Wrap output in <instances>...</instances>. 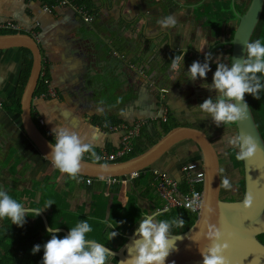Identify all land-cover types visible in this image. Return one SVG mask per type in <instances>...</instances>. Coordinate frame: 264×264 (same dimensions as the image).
I'll return each mask as SVG.
<instances>
[{"label": "crops", "instance_id": "crops-1", "mask_svg": "<svg viewBox=\"0 0 264 264\" xmlns=\"http://www.w3.org/2000/svg\"><path fill=\"white\" fill-rule=\"evenodd\" d=\"M54 1L49 5L42 0H0V20L18 24L20 33H34L41 51L42 69L46 70L55 96L32 101L31 114L37 122L39 118L43 120L41 128L52 141L51 130L56 125L71 127L81 136H90L93 129H98L95 150L113 152L120 144L122 131H110L108 121L131 125L142 119L144 124L133 147L143 151L161 137L160 122L165 115L179 125L202 130L216 150L226 137L236 134L235 125L216 127L210 117L203 120V113L194 107L216 95L207 89L215 63L229 64V46L224 40L231 22L216 34V28L204 15L212 0H82L93 15L91 22L83 21L67 7L54 6L45 11L44 5L52 7ZM168 15L176 17L177 26L163 29L157 21ZM206 53L212 54V71L206 81H190L188 67L196 60L203 63ZM176 55L184 56V65L182 62L173 72L170 62ZM22 69L20 48L0 51L3 189L23 194L21 200L27 207L43 209L48 201L53 202L43 210L46 219L58 214V221L64 217L68 226L75 216L91 213L107 220L113 205L117 203L122 208L127 203L133 179L125 185L99 188L97 184H87L85 177L80 176L77 182L55 169L28 140L20 122L14 93ZM98 107L104 110L98 112ZM185 143L183 147L188 145L189 149L186 153L193 155L190 160L176 149V153L167 152L153 166L182 181L181 167L200 161L195 158V151L199 154L197 146L188 140ZM221 148L230 162L232 147ZM217 153L219 156L218 150ZM143 191L138 189L135 195L140 210L144 214L157 210L154 201L141 194ZM106 228L110 229L107 224Z\"/></svg>", "mask_w": 264, "mask_h": 264}, {"label": "clouds", "instance_id": "clouds-1", "mask_svg": "<svg viewBox=\"0 0 264 264\" xmlns=\"http://www.w3.org/2000/svg\"><path fill=\"white\" fill-rule=\"evenodd\" d=\"M157 23L161 28L167 29L175 28L178 21L175 16L168 15L158 20ZM243 47L244 56L242 58L232 57L231 65L224 62L215 63L216 68L211 84H204H208L207 89L214 91L216 95L194 106L203 113V120L210 117L216 127L238 126L241 121L248 119L250 107L245 99L246 94L259 100L261 92L264 91V43L260 39L249 40L243 43ZM211 56V53H206L203 63L199 60L191 63L186 72L190 81L196 82L198 78L206 81L207 74L212 71ZM182 62L184 65V56L176 55L171 59V70L178 71ZM119 103L121 100L118 99L117 104ZM103 110L102 107L97 108L98 112ZM51 134L54 143L49 144L51 151L46 157L60 173L79 182V177L84 172L85 154H89L92 162L101 171L99 180H110L104 175L110 168L109 164L101 162L102 157L95 151L98 146V129H93L90 136H81L71 127L56 125L52 128ZM226 142L236 150L235 158L238 161L251 160L260 150L256 139L243 133L226 137ZM221 186L225 190H231L233 187L228 177L222 179ZM193 195L195 197L196 194ZM52 204L54 203L48 201L43 209L27 207L12 198L5 189L0 188V219L9 218L12 224L18 227L24 226L26 217L30 216V213L32 217H36ZM242 206L244 209L253 206V196L250 192L245 193ZM186 207L192 211L196 210L193 203L187 204ZM206 210L209 214L214 212L211 207ZM163 214V211L157 209L143 215L138 222V228L135 229V239L127 245L128 255L120 261V264H166L179 238L173 235V229L183 228L185 220L181 215L171 219L157 218ZM109 216L111 217L110 212ZM104 223L110 229L117 227L108 220ZM205 228L203 236L209 244L207 248L199 249L203 264H229L225 255L229 244L220 243L222 232L215 224L207 221H205ZM46 231L51 238L43 245V257L40 264H109L110 258L116 255L105 244L88 238L86 234L91 233L93 229L87 219H81L74 227L69 228L67 235L62 238L56 234L59 232L58 227L51 226ZM118 234L111 230L109 241ZM40 250L41 245L36 244L32 253L35 254Z\"/></svg>", "mask_w": 264, "mask_h": 264}, {"label": "water", "instance_id": "water-1", "mask_svg": "<svg viewBox=\"0 0 264 264\" xmlns=\"http://www.w3.org/2000/svg\"><path fill=\"white\" fill-rule=\"evenodd\" d=\"M263 5L264 0H250L245 11L239 14L231 2L237 24L229 41V65H231L232 57L244 56L243 43L250 40L261 16ZM10 48H25L31 53L29 74L19 100L20 122L28 140L51 163L46 157L51 151L49 148L51 141L40 131L31 114L32 96L42 69L41 51L36 39L27 33L0 34V51ZM235 129L236 134L253 136L260 148L254 158L241 161L243 194L238 200L221 198L220 162L217 150L207 135L194 127L177 125L133 157L122 161L106 162L110 166L108 172L104 173L106 177H122L149 169L180 142L188 140L197 146L203 171L200 207L193 224L182 233L173 234L179 238L166 264H203L199 249L207 248L209 244L203 236V232L206 231L205 221L215 224L220 229L223 234L220 243L229 244V249L225 253L229 264H264V244L257 239L258 235L264 234V142L250 111L248 119L241 121L238 126L235 125ZM83 167L82 177L98 178L101 175L99 167L91 160L84 159ZM0 188H3L1 182ZM247 192L253 196V206L244 209L242 201ZM208 207L214 210L212 214L207 212ZM38 216L46 231L49 225L45 213L42 211ZM136 228L138 226L124 236L125 241L118 249H111L116 254L115 264H120V261L127 257V245L135 239ZM58 233L67 235L68 232L59 228Z\"/></svg>", "mask_w": 264, "mask_h": 264}, {"label": "trees", "instance_id": "trees-1", "mask_svg": "<svg viewBox=\"0 0 264 264\" xmlns=\"http://www.w3.org/2000/svg\"><path fill=\"white\" fill-rule=\"evenodd\" d=\"M42 1L47 2L49 5L53 3V0H42ZM235 9L237 12V8ZM232 10L233 9H230V15L232 17H235L233 13L234 10L233 12ZM212 26H215L216 34H219L221 26H219L218 24H214ZM7 33H14V32L0 30V34H7ZM256 39H260L261 42L264 43V5H263V10L261 12V16L250 37V40L252 41ZM20 50L22 51L23 69L19 73L15 88V93H14V103L16 104L18 110H20V105H19L20 95L23 86L26 82V79L28 77L31 66L30 51L25 48H20ZM228 53H230L229 49H228ZM42 71L44 72L46 78H48L46 74V70L43 68ZM45 87L46 86L43 83V78L42 80H38L37 87L35 90V95L44 92ZM260 96L261 98L259 100L254 99L252 96L247 94L245 98L249 104L250 112L252 114L254 123L264 142V91L261 92ZM32 118L36 123V125L39 127L40 131L46 136L42 128L38 125V122L35 120V118L33 116ZM113 124H118V122L108 121L107 125H113ZM177 125L179 124L171 120L170 117H167L163 122L161 121L160 122L161 136L165 134L168 130H170L171 128ZM46 137L51 142L54 143V141H52L51 138H49L48 136ZM95 151L97 152V150ZM231 151L235 152L234 149ZM140 152H142V150H139L137 147L134 146L133 150L129 152V154L119 159L118 161L126 160ZM232 155L233 157H229L230 161H232L231 162L232 167L235 169H239L240 173L242 174V169H241L242 162L236 160L235 154ZM198 162L200 163V161ZM152 183L153 181H152L151 169H146L138 172V175L132 180V188H130L131 190L130 189L128 190L129 198L125 206L121 208L120 205L116 203L111 207L110 213L112 218L109 216L107 220L112 225L117 226L114 221V219H116L118 225L120 223L121 226H117L112 229L106 228V224L104 223L105 221L104 216L99 215L97 213L96 214L91 213L88 216H84V215L75 216V219L71 220L70 226L66 225V222L64 221V217L61 218L60 221H58L60 219V215L53 213L51 218L49 217L50 215L47 216L48 225L49 227L53 226V227L63 228L68 232L69 228L74 227L81 219H87L90 226L93 229L91 233L86 234L88 238L95 239L97 242L105 244L106 247L110 249H118L125 241L124 236L130 234L132 230L136 226H138V222L141 219V217L145 215L143 210H140L139 206L137 205L135 198L137 196L136 195L137 190L143 188L144 191L141 194H143L146 198L153 200L154 208L159 209L164 213L162 216L157 217L158 219H171L178 217L179 215L182 216V218L185 220L184 227L174 228L173 234L182 233L193 224L196 214L190 213L189 211L182 208H169L167 210H163L161 200L158 197L157 193L155 192L153 186H151ZM90 184H97L99 188H103L105 185L103 182L96 180L95 181L93 180ZM181 186L183 185L181 184ZM237 186L239 187V191L241 192V197H242L243 194L242 179L239 183H237ZM7 192L9 193L10 196H12V198L22 203L21 197L23 196V194H20V192H17L14 189H10ZM229 199L231 201L233 200L232 197H230ZM103 203L104 202H102V205L104 206ZM116 209H118L119 212ZM29 215L30 216L26 217V223L24 224L23 227H18L17 225L12 224L9 218L0 219V264H40L43 257V245L51 238V236L50 234L47 233V231H45L42 220L39 216L32 217L31 213ZM111 230L112 231L114 230L119 234L111 241H109ZM56 234L61 238L65 236L62 233H56ZM257 239L262 244H264V234L258 235ZM36 244L41 245V250L40 252L33 254L32 249ZM116 260L117 259L115 257L110 258L109 264H115Z\"/></svg>", "mask_w": 264, "mask_h": 264}, {"label": "built area", "instance_id": "built-area-1", "mask_svg": "<svg viewBox=\"0 0 264 264\" xmlns=\"http://www.w3.org/2000/svg\"><path fill=\"white\" fill-rule=\"evenodd\" d=\"M51 6L52 7L44 5V10L50 11L54 6L67 7L70 8L83 21L91 22L93 20V15L82 3V0H55L54 5ZM0 30L19 33L21 31V27L13 22L0 20ZM32 37L35 38L34 33H32ZM42 70L43 69H41L40 71L39 80H42L43 78V83L46 87L44 92H41L38 95H35L34 93V95L32 96V101H35L38 98H44L48 95L50 97L55 96L54 88L51 86L49 78H46ZM161 98H163V96H161ZM165 119L166 115L163 117V120ZM43 124V120L39 118L38 125L42 127ZM143 124L144 120L140 119L133 122L131 125H106L110 131L121 130L122 136L120 144L115 151L107 152L101 149L97 152L102 157L101 162H115L129 154V152L133 150V141L136 137L139 136ZM84 159L91 160L90 155L85 154ZM149 169H151L153 187L161 200L163 210H167L169 208H182L189 211L190 213H197L201 203V189L203 181L201 162L199 163L193 161L184 164L180 170L182 174V181L171 175L165 169L155 166H151ZM137 175L138 173H132L122 177H108L110 178V180L106 179L102 182H104L106 186H111L114 184L125 185L127 184V182L134 179ZM93 180H99V178H85V182L87 184H90ZM181 184L183 186H181ZM193 194H196L195 197ZM189 203H193V207H195L196 209L195 211H192V209L186 207V205Z\"/></svg>", "mask_w": 264, "mask_h": 264}, {"label": "rangeland", "instance_id": "rangeland-1", "mask_svg": "<svg viewBox=\"0 0 264 264\" xmlns=\"http://www.w3.org/2000/svg\"><path fill=\"white\" fill-rule=\"evenodd\" d=\"M208 6H209V8H206V11L204 12V15H205V17L206 16L209 17L210 22H211L210 25L218 24L219 26H223L225 24L227 26V24L229 22H233V25L236 24V22H237L236 17H232L230 15V9H232L231 2L230 3L229 2L224 3L223 1H221V2H218V1H216V2L213 1L212 2L211 1ZM232 12H233V10H232ZM195 13H197V7H195ZM233 31H234V29L231 30V36L233 34ZM235 135L236 134L233 133V136H235ZM185 144H186L185 141L180 142L179 144H177L174 147H172L168 151V153L171 155L173 152L176 153V149H178L179 151H183L184 152V154H183V158L184 159L190 160L191 157H193V155L191 153H186V151L189 150V149H187L188 148V145H186L185 147H183ZM223 145L228 146V144L226 145V142H224ZM223 145L220 146V147L219 146L217 147V150H218L219 156H220V161H222V172H221V177H220L221 179L220 180L222 181V179L224 177H228L230 179V182L232 183L233 187H232L231 190H225L221 186L220 196L224 200H230L229 198L232 197V196H240L241 195V192L239 191V187H238L239 185L236 186V184L241 181L242 174L240 173V170L239 169H235V168H233L230 165V163L232 161L229 162L227 160L226 150H224L223 148H221V147H223ZM231 150H233V149L231 148L229 150V153L230 154L228 155V157H233L232 154H235L236 153V150L235 149H234L235 152L234 151H231ZM195 152H194L195 155H196L195 158L200 160V154H198V151H195ZM185 154H187V155H185ZM183 158H181L180 160H184ZM229 160H230V158H229Z\"/></svg>", "mask_w": 264, "mask_h": 264}, {"label": "flooded vegetation", "instance_id": "flooded-vegetation-1", "mask_svg": "<svg viewBox=\"0 0 264 264\" xmlns=\"http://www.w3.org/2000/svg\"><path fill=\"white\" fill-rule=\"evenodd\" d=\"M212 1H215V2L216 1H218V2L223 1L224 3H226V2H229V3L230 2H233L234 9L237 8V13L242 14L245 11V9L247 8L250 0H212ZM235 11H236V9H235ZM236 24H237V22H236ZM236 24L233 25V22H231V25L228 26L229 28H227V26H226V28H227V30H226V36H225V39L226 40H224V42H226V45L227 46H229V41L231 39V30L235 28ZM219 162H220V176H221V172H222V161H220V156H219ZM236 186H237V184H236ZM232 198H233V200H238V199L241 198V195L240 196H232Z\"/></svg>", "mask_w": 264, "mask_h": 264}]
</instances>
